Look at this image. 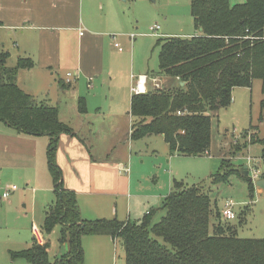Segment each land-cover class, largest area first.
<instances>
[{
  "label": "trees",
  "instance_id": "obj_1",
  "mask_svg": "<svg viewBox=\"0 0 264 264\" xmlns=\"http://www.w3.org/2000/svg\"><path fill=\"white\" fill-rule=\"evenodd\" d=\"M190 14L200 29L197 35L156 41L159 72L183 85L132 94L129 137L162 135L171 153L197 156L209 152L208 112L228 106L234 87L250 88L259 80L263 95L260 109L264 111V0L235 4L230 0H190ZM8 57L0 45V120L18 132L49 137L47 166L54 193L39 229L42 239L32 237L28 247L10 251L11 261L21 257L27 264H84L80 236L88 234L119 240L124 264H264V237L237 236L199 186L173 182L162 202L164 214L154 224L153 210L145 213L141 223L117 218L82 219L75 194L63 187L55 161L59 136L71 134V130L60 121L57 107L37 101L18 86V71L33 62L18 58L14 66H8ZM78 108L84 111L83 99ZM251 138L252 143L257 141L254 133ZM260 143L264 158V138ZM244 171L222 160L210 182L226 183L235 174L247 180L251 190L252 182ZM244 211L238 215L240 220L250 213ZM56 224L61 225L58 240L68 249L52 260L45 237Z\"/></svg>",
  "mask_w": 264,
  "mask_h": 264
},
{
  "label": "crops",
  "instance_id": "obj_2",
  "mask_svg": "<svg viewBox=\"0 0 264 264\" xmlns=\"http://www.w3.org/2000/svg\"><path fill=\"white\" fill-rule=\"evenodd\" d=\"M117 1L0 0V45L9 53L7 65L14 66L18 58H29L33 62L31 67L18 71V86L36 97L37 101L48 100L49 104H55L60 121L71 130V134L59 136L55 161L63 187L75 194L84 220L118 218L131 221L132 197L129 192L132 193L137 186L145 189L144 180L149 184L148 189L151 188L150 177L148 174L142 176V168L138 170L140 175L133 177L132 168L127 165L133 158L130 153L127 156L113 154L115 144H119L125 130L130 134L131 86L135 77H157L160 88L175 89L183 85L175 77L162 75L159 69L156 73L138 74L133 79V74H125L124 77L119 74L120 64L112 61L106 53L110 45L122 51L116 36L109 33L110 28L125 24V19L117 11ZM240 2L242 0L236 3ZM160 29L157 35H153L165 36L160 39L189 37L200 31L196 28L190 35H166L159 32ZM129 39L134 40L135 34L130 33ZM67 73L71 74L69 82H66ZM146 85L147 91L153 90L150 81ZM51 93L53 99L49 98ZM80 99L84 102L83 112L78 108ZM67 101L70 102L68 107ZM107 135L113 136L102 138ZM48 141L45 134L18 132L0 120V186L14 179L29 186L32 205L40 204L42 214L40 223H37L40 225L45 209L54 201L52 178L47 166ZM122 167H127L128 171H121ZM134 178L135 183H132ZM119 201L121 205L126 202V220L118 215ZM241 209L235 210V219L224 220L237 236V223L240 221L237 215ZM34 226L35 222L31 221L32 237L42 239L39 230L34 234ZM95 237H106L114 243V239L107 235ZM30 243L31 240L28 246ZM62 245L57 256L68 249L67 244Z\"/></svg>",
  "mask_w": 264,
  "mask_h": 264
},
{
  "label": "rangeland",
  "instance_id": "obj_3",
  "mask_svg": "<svg viewBox=\"0 0 264 264\" xmlns=\"http://www.w3.org/2000/svg\"><path fill=\"white\" fill-rule=\"evenodd\" d=\"M117 2V11L125 19V24L121 25L123 27L110 28L109 33L116 36L122 51L119 52L110 45L106 48V53L112 61L120 64L118 68L122 77L125 74L136 76L147 71L158 72L159 47L156 41L165 36L149 35V26L158 24L161 27L159 32H165L166 35H190L196 31L190 14V0H118ZM230 2L234 4L239 0H230ZM130 33L135 34L134 40L129 39ZM155 79L158 85L154 86V82H151V87L159 89L160 81L157 77ZM47 87L49 89V86ZM105 90L106 88L103 91ZM231 95L232 100L228 106L215 112H208L211 118L209 153L197 156L171 153L160 135L132 140L129 138V133L127 134L128 130H125L120 136L119 144H115L113 154L127 156L130 153L133 158L127 165L129 169L132 168L133 177L140 175L138 170L142 168V176L148 174L151 182V188L148 189L149 184L143 179L145 189L137 186L132 193L129 192V196L132 197L130 200L132 222L141 223L147 209L153 210L151 223L157 222L164 214L162 202L165 195L170 191L173 182H180L185 186H199L207 191L212 204L216 203L218 209L222 202L228 199L233 201L234 211L242 208L239 213L245 212L244 210L250 211L251 207L252 213L247 214L245 219L237 223L238 235L244 238L264 237V188L258 187L253 179L250 190L249 182L235 174H231L226 183L210 182V176L219 170L222 160H229L240 172L242 167L248 164L247 158L252 159L249 164L255 162L256 180L264 177L262 175L264 158H261L260 143L264 138V111L260 109V101L263 97L260 81L254 80L250 89L234 87ZM53 97L51 93L49 98L53 99ZM44 102L49 104L48 100ZM51 103H54V100ZM69 105L70 102L67 101V107ZM52 106L55 107V104ZM253 133L257 141L252 143ZM112 136L107 135L102 138ZM248 177H251L249 171ZM135 180L134 178L132 183H135ZM13 184L17 189L8 199H1L3 189ZM2 185L0 186V264H27L21 257L11 261L9 252L19 251L28 246L33 231L31 221L36 224L34 234H37L41 227L37 224L40 223L42 214L40 204L37 202V205H32L31 188L22 181L14 179ZM118 213L119 216L122 215L121 219L126 220V214L128 215L126 202L121 205L119 201ZM238 215L237 217L240 218ZM213 220L214 218H211V224L214 223ZM226 225L231 229L228 223ZM60 229V224L54 225L45 237L48 242V256L52 260L63 246L58 240ZM95 236L98 235L80 236L84 264H124V250L119 240L113 243L106 237Z\"/></svg>",
  "mask_w": 264,
  "mask_h": 264
},
{
  "label": "built area",
  "instance_id": "obj_4",
  "mask_svg": "<svg viewBox=\"0 0 264 264\" xmlns=\"http://www.w3.org/2000/svg\"><path fill=\"white\" fill-rule=\"evenodd\" d=\"M159 25L158 24H153L151 26H149L148 28V34H151V35H157V32H158V29H159ZM134 35L131 34V38H133ZM115 46H118L119 50H121V48L119 47V44L118 43H115ZM70 76L71 74L70 73H67V79H66V82H69L70 80ZM135 76L132 75V79L134 78ZM156 79L155 78H149L145 75H141V76H136L135 77V81H134V84L131 86V92L133 94H139V93H144L147 91V82L150 81V82H154V86L155 85H158L156 84ZM179 113V112H178ZM247 169L249 171V173L251 172V177H250V180H253L255 179L256 181V178H257V173H256V165H255V162L253 164H249L252 162V159H248L247 158ZM249 165V166H248ZM251 165V166H250ZM121 171L123 172H127L128 171V168L127 167H122L120 169ZM17 189V187L13 184V185H8L7 187H5L1 193V199H8V197L10 196V194L12 192H14L15 190ZM233 202L232 201H229V200H226L223 205H222V208L220 210V214H221V218L223 220H233L236 218V213L233 209Z\"/></svg>",
  "mask_w": 264,
  "mask_h": 264
},
{
  "label": "water",
  "instance_id": "obj_5",
  "mask_svg": "<svg viewBox=\"0 0 264 264\" xmlns=\"http://www.w3.org/2000/svg\"><path fill=\"white\" fill-rule=\"evenodd\" d=\"M183 83V82H182ZM243 168H244V174L247 176L248 175V170H247V165H244L243 166ZM256 185L258 186V187H264V179H259V180H257L256 181Z\"/></svg>",
  "mask_w": 264,
  "mask_h": 264
}]
</instances>
